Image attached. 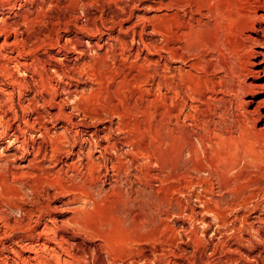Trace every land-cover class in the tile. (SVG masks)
Masks as SVG:
<instances>
[{
	"label": "rangeland",
	"instance_id": "rangeland-1",
	"mask_svg": "<svg viewBox=\"0 0 264 264\" xmlns=\"http://www.w3.org/2000/svg\"><path fill=\"white\" fill-rule=\"evenodd\" d=\"M246 2L186 0L175 9L168 0H0V24L19 18L30 36L20 42L19 32L0 30V69L26 80L30 72L14 68L15 60L32 63L37 74L46 62L59 59L64 68L79 58L60 47L71 37L87 50L73 64L79 80L62 79L78 90V102L69 99L63 110L72 115V139L82 145L67 144V158L56 156L47 170L29 152L13 158L4 149L8 138L0 140V264H22L12 250L65 264L67 256L58 262L41 245L53 246L46 240L54 237L47 231L56 230L53 224L66 246H100L99 256L85 252L73 264H234L227 260L233 247L264 264V120L247 121L244 110L251 107L240 105L249 98L245 84L255 82L245 35L264 0ZM2 71L0 93L12 88ZM18 85L10 96L18 116L13 123L25 128L30 146L39 137L23 123L37 116L32 99L42 115L58 107L43 104L40 83ZM54 95L57 101L64 94ZM47 121L50 133L63 131L62 119ZM103 139L115 145L100 158L97 178L85 164L70 167L79 149L97 157L100 149L92 145ZM243 237H253L252 244ZM242 257L237 264L256 262Z\"/></svg>",
	"mask_w": 264,
	"mask_h": 264
},
{
	"label": "bare ground",
	"instance_id": "bare-ground-1",
	"mask_svg": "<svg viewBox=\"0 0 264 264\" xmlns=\"http://www.w3.org/2000/svg\"><path fill=\"white\" fill-rule=\"evenodd\" d=\"M248 2L246 3H251V1H254V0H247ZM167 2V1H166ZM189 2V1H188ZM257 2V1H256ZM260 2V1H259ZM86 2H84V5H85ZM90 3V2H88ZM163 2H161L162 4ZM186 3V0H168V4L166 6H169V7H174L175 9H180L182 7L183 4ZM264 3V2H263ZM91 4V3H90ZM166 3L164 2V5ZM191 4V3H190ZM262 5V3H259ZM37 5V4H36ZM76 5V4H75ZM86 5H88L86 3ZM160 4L158 3V6ZM192 5V4H191ZM255 5V4H254ZM42 6V5H41ZM165 6V8H166ZM73 7V6H72ZM162 7V5H161ZM185 7V6H184ZM191 7V6H190ZM202 8V6H200ZM40 8V7H39ZM42 8V7H41ZM160 8V7H159ZM163 8V7H162ZM194 8V7H193ZM204 8V7H203ZM202 8V9H203ZM187 9V8H186ZM196 9V8H195ZM198 9V8H197ZM256 9V8H255ZM191 10V8H190ZM189 10V11H190ZM33 11V10H32ZM119 11V10H118ZM117 11V12H118ZM122 11V10H121ZM168 11V10H167ZM174 11V10H173ZM184 11V10H183ZM188 11V12H189ZM208 11V10H207ZM210 14H212V10H209ZM119 13V12H118ZM169 13V12H168ZM175 13V12H174ZM187 13V12H186ZM185 13V14H186ZM191 13V12H190ZM124 14V12L122 13ZM176 14V13H175ZM203 16H205V13L201 11V13ZM199 14V15H200ZM208 14V13H207ZM206 14V15H207ZM120 15V14H119ZM190 15V14H189ZM201 15V16H202ZM72 15H69V17H71ZM90 16V15H89ZM121 16H124V15H121ZM167 16V14H166ZM191 16V15H190ZM125 17V16H124ZM172 17V15H171ZM213 17V16H212ZM22 18V17H21ZM169 18V17H168ZM197 18V17H196ZM19 19V18H18ZM18 19H15V18H8V19H5L1 22L0 24V30L4 29L5 31H9L10 30L12 32H14L15 34V37H16V33L19 32L18 34H20V36L22 37V39L20 38V42H24V41H28V39L30 38V36L28 35V33H25L24 32V27L21 25V23L18 21ZM67 19V18H66ZM88 20L87 21H91V17L87 18ZM94 19V18H93ZM92 19V20H93ZM177 19V18H176ZM201 19V18H200ZM23 20V19H22ZM188 20V19H187ZM190 20V19H189ZM192 20V19H191ZM195 20V19H194ZM199 20V18H198ZM186 21V19H185ZM25 22V21H24ZM23 22V23H24ZM142 22V21H141ZM184 22V21H183ZM198 22V21H197ZM182 23V22H181ZM250 25L247 29L248 32L250 33H247L245 35L246 37V40L247 42L249 43V45L247 46L248 47V60L250 62L251 65L254 66V69L252 68L250 70L251 72V76L252 78H255L254 81L257 82H261V83H255V82H250V83H246V87L244 88V94L245 96H249V98L246 97V100H241L240 101V105L243 103L245 104L246 106H250L251 109L249 108H246L244 110L245 112V118L247 121H256L257 119H263L264 120V5L259 8V11L255 12L252 16V20L250 21ZM27 24V23H26ZM66 24V23H65ZM75 24V23H74ZM185 24V23H184ZM25 25V24H24ZM181 25V24H179ZM84 26V25H83ZM134 26V25H133ZM79 27V26H77ZM81 27V25H80ZM132 27V26H131ZM83 28V27H82ZM80 28V29H82ZM129 28V27H128ZM85 29V28H84ZM100 29V28H99ZM120 29V28H119ZM126 29V28H125ZM132 30V28H131ZM156 30V28H155ZM88 31V30H86ZM102 31V30H101ZM133 31V30H132ZM136 32V30H134ZM144 31V30H143ZM152 31V30H151ZM26 35H25V34ZM120 33V32H119ZM132 33V32H131ZM134 33V32H133ZM141 33V32H140ZM158 33H160V31H158ZM33 34V33H32ZM138 36H139V33H137ZM143 34V33H141ZM147 34V33H146ZM151 34V33H150ZM162 34V33H161ZM160 34V35H161ZM31 35V34H30ZM39 35V34H38ZM134 35V34H133ZM174 35V34H173ZM23 36H29L28 38H25ZM130 36V35H129ZM163 36V35H162ZM37 37V36H36ZM132 37V36H130ZM142 37V36H141ZM140 37V38H141ZM175 37V36H174ZM139 38V37H138ZM55 39V38H54ZM119 39V38H118ZM170 39V38H169ZM15 40V39H14ZM116 40V39H115ZM132 40V39H131ZM139 40V39H138ZM137 40V41H138ZM16 41V40H15ZM13 42V44L19 40H17L16 42ZM117 41V40H116ZM119 41V40H118ZM124 41V39H123ZM128 41V40H127ZM140 41V40H139ZM142 41V40H141ZM11 42V41H10ZM6 43V42H4ZM41 43V42H40ZM139 43V42H138ZM137 43V44H138ZM143 43V41L141 42ZM145 43V42H144ZM149 42H147L148 44ZM152 43V42H150ZM14 44V45H15ZM28 44V43H27ZM125 44V42L123 43ZM127 44V42H126ZM125 44V45H126ZM132 44V43H131ZM3 45V44H2ZM39 45V44H38ZM52 45V44H51ZM95 45V44H94ZM133 45V44H132ZM146 46V44H144ZM36 46V45H35ZM72 46V47H70ZM86 46V45H85ZM98 46H100V44H98ZM128 46V45H127ZM152 46V45H151ZM11 47V46H10ZM13 47V46H12ZM61 48H63V50L66 52L65 53V56L67 57V54L68 53H74L76 55L79 56V58H81L83 55H85L86 51L82 45V42H80L76 36L75 38H72L69 39V40H66V43L65 44H61L60 45ZM97 47V46H96ZM106 47V46H105ZM111 47V46H110ZM122 49H124L125 47L121 46ZM120 47V48H121ZM139 47V46H137ZM168 47V46H167ZM253 47H255L256 49H254ZM99 48V47H98ZM108 48V46H107ZM132 48V47H130ZM147 48V46H146ZM152 48V47H151ZM32 49V48H31ZM87 49V48H86ZM126 49V48H125ZM124 49V50H125ZM128 49V48H127ZM135 49V48H134ZM140 49V48H139ZM174 49V48H173ZM141 50H142V47H141ZM147 50V49H146ZM76 51V53H75ZM123 51V50H122ZM137 51V50H136ZM171 51V50H170ZM19 52V50H18ZM148 52V51H147ZM176 52V51H174ZM138 52H136L135 54H137ZM107 54V53H106ZM23 55V54H22ZM76 55V57H78ZM123 55V54H122ZM121 55V56H122ZM139 55V53H138ZM2 56V55H1ZM9 57V56H8ZM50 57V56H49ZM126 57V56H125ZM12 58V57H10ZM79 58H76L74 59L75 62H79ZM251 58H253V60H250ZM2 59V58H1ZM122 59V58H121ZM8 60V58H7ZM12 60V59H11ZM125 60V59H124ZM9 61V60H8ZM16 63L14 64V68H23L25 71H28L30 72L31 76H29L28 79L24 80V79H19L16 75H14L13 72H9V68L8 67H3L1 69H3V71L1 72L3 74V76L6 77L8 84L11 85V90H15V87L16 85L18 86H26V85H32V83H40L42 85V90L44 89L45 91V94L46 96L43 97L42 99V102L44 105H48L50 104L51 102H54L53 104H56V106L58 107L57 112L55 113H50V112H46L44 115H42L39 111H37V105L36 103H34L35 101V97L32 99V107L33 108H30V109H33L35 110V112L37 113V116H35L36 118H34V121L33 122H30L29 120H24L23 123L24 125H27L29 126L32 130H34L35 133H38L39 137H38V140L34 139L32 140V143L30 146H28L29 142L27 143L26 142V138H25V128H22L20 125H14L13 122H15V120H17L18 116L15 112V109L13 108V104H12V94L11 93V90L10 91H4V93H0V111H1V116H0V129L4 127L5 131L3 132H0V140H2L3 138L7 137L9 141H7V146L4 147L5 150H9V151H13L11 153V155L13 156V158H18V159H21V157H23L25 155V153L29 152L31 155H32V159L31 161L32 162H35L37 163V165L41 166L42 164H46V169L49 170L50 166H48V164H54V159L56 156L58 155H65L66 158L67 156L69 155L70 152H67L69 149L66 150L65 146H67V144H73V145H76L78 143V145H82V142L77 140V142L75 140L72 139V136L70 135L69 133V126H73L74 125V122H73V119H72V115L71 113L67 112V111H64L63 110V107L66 106L68 104V100L71 98H76V95L78 94V90H77V87L76 89H72L71 88V85L65 81H63L62 79H73L76 77L75 74V70H74V67H73V64L75 62H73V64L71 65H68L66 67H62L63 65H60V63L55 59V61L53 62H46L47 66L45 65H42L41 68L44 72H41V73H37L36 74V69L33 68L32 66V63L29 64L27 62H23L21 63L20 61H17L15 60ZM33 61V60H32ZM11 62V61H9ZM41 62V61H40ZM14 63V61H13ZM80 63V62H79ZM76 64V63H75ZM78 64V63H77ZM84 64V63H83ZM82 64V65H83ZM249 64V63H248ZM7 65V64H6ZM80 65V64H79ZM85 65V64H84ZM87 65V64H86ZM3 66V65H2ZM8 66H11V65H8ZM81 66V65H80ZM85 67V66H84ZM12 68V67H11ZM13 68V70H14ZM76 68V67H75ZM0 69V70H1ZM78 69V68H76ZM82 69V68H81ZM22 70V69H21ZM79 70V69H78ZM12 71V70H11ZM15 71H17L15 69ZM138 71V70H137ZM248 71V70H247ZM7 72V73H6ZM83 72V71H81ZM77 73V72H76ZM126 75V74H125ZM241 75V74H240ZM75 76V77H74ZM249 76V74H248ZM2 77V76H1ZM36 77V78H35ZM80 77V76H79ZM124 77V76H123ZM126 77V76H125ZM56 78V79H55ZM167 78V76H166ZM259 78H262V79H259ZM32 80V81H31ZM51 80L56 83V84H52L51 83ZM55 80H59L58 82L55 81ZM62 80V81H61ZM75 80H79L76 79ZM81 80V79H80ZM257 80V81H256ZM260 80H263V81H260ZM70 81V80H69ZM140 81V80H139ZM141 82V81H140ZM78 83V82H77ZM243 84V83H242ZM40 85V86H41ZM77 85V84H76ZM17 88V87H16ZM82 88V87H81ZM140 88V87H139ZM10 89V88H9ZM79 89V88H78ZM42 90H38L40 92L38 93H42ZM177 90V89H176ZM2 91V89H1ZM18 91V90H17ZM21 91V90H20ZM37 92V91H36ZM57 92H59L60 94H64L63 97H59L56 101L55 99V95L54 93L56 94ZM176 92V91H175ZM242 92V93H243ZM35 94V96L37 97L39 94ZM82 94V92H80ZM177 93V92H176ZM173 94V93H172ZM42 95V94H41ZM80 96V94H79ZM73 99V100H74ZM76 100V103L78 102V98L75 99ZM74 100V101H75ZM81 101V100H80ZM85 101V100H84ZM73 103V102H72ZM70 104V103H69ZM74 104V103H73ZM42 105V104H41ZM51 105V104H50ZM78 105V104H77ZM244 105V106H245ZM179 106V105H178ZM76 107L75 105L72 107L74 108ZM29 108V106L27 107V105L25 106H22L20 105V109L23 110V111H27V109ZM177 109V108H176ZM20 110V111H21ZM21 111V112H23ZM162 112V111H161ZM117 114V113H116ZM161 116V115H160ZM45 117H47V120H45ZM81 118V117H80ZM113 118V117H112ZM49 119L50 120H54V121H57L59 119H62L64 122H65V125L62 127L63 128V131L62 132H58V134H55V133H50L51 132V129L49 127H47L46 125H44V123L49 122ZM45 120V122H44ZM176 120V119H175ZM44 122V123H43ZM36 124H38V127L36 126ZM111 125V124H110ZM120 125V124H119ZM244 125V124H243ZM26 126V127H27ZM248 126V125H247ZM243 128V127H241ZM246 128V127H244ZM263 129H264V121H263ZM114 132V131H113ZM78 133V132H76ZM92 134V132H91ZM34 135V134H33ZM71 137H70V136ZM94 136L96 135L95 133L93 134ZM98 136V135H97ZM32 137V136H31ZM106 138V136H104ZM109 137V136H108ZM198 139H199V143L201 142L202 143V139L201 137L197 136ZM96 138V137H95ZM33 139V138H32ZM82 140V139H81ZM87 140V138L85 139ZM34 141V142H33ZM83 141V140H82ZM88 142V141H87ZM93 142V141H92ZM97 142V141H96ZM94 142L92 146L94 147H98L100 149V153L97 157L94 158V153L91 152V150L89 151H85L86 153L84 154L82 149H79L77 152H76V156H77V159H76V162H74V164H72L70 167H73L75 166L76 164H81V165H84L85 164V168L88 169V173L90 174V176L92 177L93 174L96 175V178L97 176L99 175V170L101 168L100 166V158H105L107 157L108 158V149H110V146H113L115 144H109L108 143V139H103L101 141H98L97 143ZM117 143V142H116ZM203 144V143H202ZM192 146V145H191ZM73 147V146H72ZM194 147V145H193ZM192 147V148H193ZM190 148V147H189ZM196 148V147H194ZM190 150V149H189ZM196 150V149H195ZM191 151V150H190ZM10 154V153H9ZM84 154V155H83ZM111 155V154H110ZM61 158V157H60ZM71 160V159H70ZM30 161V160H29ZM30 161V162H31ZM56 161V159H55ZM86 161V163H84ZM116 161V160H115ZM31 162V163H32ZM72 162V161H70ZM193 162V161H192ZM148 163V162H147ZM71 164V163H70ZM35 165V164H34ZM165 165V164H164ZM55 166V165H54ZM161 166V165H160ZM203 166V165H202ZM169 167V166H168ZM44 168V167H43ZM74 168V167H73ZM166 168V167H165ZM205 168V167H204ZM42 169V168H41ZM98 169V171H97ZM190 169V168H189ZM203 170V169H202ZM207 170V169H206ZM223 169H221L222 171ZM229 170V169H228ZM61 171V170H60ZM96 171V172H95ZM200 171V170H199ZM219 171V169H218ZM227 171V170H226ZM95 172V173H94ZM208 172L210 173L211 171H209L208 169ZM214 172V171H213ZM216 172V171H215ZM225 171H223L224 173ZM220 173V172H219ZM217 174V173H216ZM240 174V173H239ZM215 175V174H214ZM224 175V174H223ZM229 175V174H228ZM216 176V175H215ZM222 176V175H221ZM238 176V175H237ZM240 176V175H239ZM210 177V176H209ZM220 177V176H219ZM223 177V176H222ZM236 177V176H235ZM169 178V177H167ZM214 178V177H213ZM218 178V177H217ZM224 178V177H223ZM95 179V178H94ZM176 179V178H175ZM215 179V178H214ZM221 178H219V181H223L222 179L220 180ZM240 179V178H239ZM98 180V179H97ZM227 180V179H226ZM225 180V181H226ZM229 180V179H228ZM203 181V180H202ZM217 182V180H216ZM164 184V183H163ZM219 185V184H218ZM220 185H221V182H220ZM223 185V184H222ZM213 187V186H212ZM220 187V186H219ZM229 189V188H228ZM1 216H3V214L1 213L0 214V218ZM47 226V225H46ZM45 226V227H46ZM53 226H55V229L58 230L59 227H57L58 225L56 224H53ZM47 228V227H46ZM45 228V229H46ZM256 228V227H255ZM238 229V228H237ZM252 229V228H251ZM262 229V228H261ZM54 230V232L56 231ZM259 230V229H258ZM47 231H49V233L51 232L54 237L52 238H47V242H50L53 244L52 247H48V244L45 245V242L43 244H41L43 247H44V250L46 251L47 249L49 250H52V258L56 259L58 262H60L61 260H63L61 258V254L63 253L65 256L68 257L69 260H64V263L65 264H73V262L71 263V261H81L84 259V257L81 256V254L85 253L86 254H92V255H95L97 254L99 256L100 254V250H99V247L97 244H93L92 247H81V243L78 241L76 243H71L70 245L66 246L67 245V240L63 238V236H58L57 235V232L54 234L52 228L48 229ZM239 231V230H238ZM42 232V231H41ZM46 233V231H44ZM43 232V233H44ZM218 232V231H217ZM254 232V231H253ZM258 232V231H257ZM44 233V234H45ZM48 233V232H47ZM248 233V232H247ZM250 233V232H249ZM259 233V232H258ZM257 233V234H258ZM39 234V233H38ZM40 235V234H39ZM256 235V234H255ZM259 235V234H258ZM240 236V235H239ZM249 236V235H248ZM253 236V235H251ZM257 236V235H256ZM262 236V235H261ZM255 237V236H254ZM219 238V237H218ZM242 238V236H241ZM248 237H243V240H245V242H247V244H252V238L251 239H247ZM226 239V238H225ZM257 239V237H256ZM264 239V238H263ZM240 239H238L239 241ZM254 240V239H253ZM258 240V239H257ZM237 241V240H236ZM242 241V240H241ZM240 241V242H241ZM255 241V240H254ZM74 242V241H73ZM243 242V241H242ZM241 242V243H242ZM69 243V242H68ZM238 243V242H237ZM236 243V244H237ZM240 243V244H241ZM259 243H260V240H259ZM85 244V243H84ZM239 244V243H238ZM239 244V245H240ZM243 244V243H242ZM246 244V245H247ZM255 247H256V244L257 243H254ZM18 245V243H17ZM20 246V245H19ZM50 246V245H49ZM26 247V246H24ZM29 247V246H28ZM263 247V246H262ZM10 248V247H9ZM12 248V247H11ZM30 248V247H29ZM32 248V246H31ZM58 248V249H57ZM234 248V247H233ZM231 248V254L227 257V260L230 261L231 263H234V264H237L239 262V260L241 259L242 256H245L246 258H252V259H255V264L258 262L257 260V257L259 256H250L249 252L245 249L241 250L240 248L238 249L236 247V249H233ZM244 248V247H243ZM251 248V247H249ZM257 248V247H256ZM9 250V249H8ZM12 250V249H11ZM15 250V249H14ZM24 250V249H22ZM21 250V251H22ZM228 250L230 251V248H228ZM253 250V249H252ZM26 252L28 251H24V253H21V252H17L15 253V251H11V254L14 255V256H18V259H19V262H21L22 264H44V262H42L41 260H37V255L35 254V252H32L34 255L30 256L29 254H27ZM227 252V251H226ZM18 253H21V256L18 254ZM46 253V252H45ZM51 253V252H50ZM260 253V252H259ZM255 254V253H254ZM258 254V253H257ZM85 255V254H83ZM215 255V254H214ZM228 255V254H227ZM86 256V255H85ZM89 256V255H88ZM87 257V256H86ZM85 257V258H86ZM94 257V256H93ZM130 257V256H129ZM39 258V256H38ZM42 258V257H41ZM51 258V257H50ZM90 258V257H89ZM126 258V257H125ZM133 258V257H132ZM131 258V259H132ZM140 258V257H139ZM144 258V257H143ZM223 258V257H222ZM243 258V257H242ZM259 258V257H258ZM264 258V257H263ZM17 259V260H18ZM88 259V258H87ZM92 259V257H91ZM91 259H89L91 261ZM95 259V258H94ZM124 260V257L122 258ZM146 260H148V258L145 257ZM202 259V258H201ZM244 259V258H243ZM260 259V258H259ZM16 260V261H17ZM53 260V259H52ZM130 260V259H129ZM134 260V259H132ZM151 260V259H150ZM149 260V261H150ZM207 260V259H206ZM225 260V259H224ZM223 260V262H224ZM246 260V259H245ZM88 261V260H87ZM94 261V260H93ZM99 261V260H98ZM209 261V260H208ZM248 261V259H247ZM246 261V262H247ZM89 262V261H88ZM132 262V261H131ZM146 262V261H145ZM148 262V261H147ZM220 262V261H219ZM222 262V263H223ZM242 262V261H241ZM253 262V261H252ZM46 263V262H45ZM130 263V262H129ZM209 263V262H208ZM207 263V264H208ZM48 264V263H46ZM61 264V263H60ZM206 264V263H205ZM210 264V263H209ZM218 264V263H217ZM221 264V262H220ZM226 264V262L224 263ZM228 264V263H227ZM263 264V263H262Z\"/></svg>",
	"mask_w": 264,
	"mask_h": 264
}]
</instances>
